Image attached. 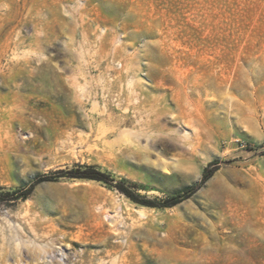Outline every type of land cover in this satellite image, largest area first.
Wrapping results in <instances>:
<instances>
[{"label":"rangeland","instance_id":"374dc122","mask_svg":"<svg viewBox=\"0 0 264 264\" xmlns=\"http://www.w3.org/2000/svg\"><path fill=\"white\" fill-rule=\"evenodd\" d=\"M74 2L83 3L86 20L98 24L167 32L177 53L164 61L170 71L179 66L213 81L218 66L248 57L234 100L208 116L202 154L190 164L172 168L181 150L167 142L148 152L149 161L121 159L102 149L95 132L101 116L87 120L70 89L55 83L69 76L61 45H87L69 20ZM34 29L40 33L36 41ZM13 34L23 42L20 60L46 66L30 82L34 96L20 114L0 116V139L19 137L28 147L26 159L0 150V264H42L33 259L55 246L76 255L74 264H264V124L251 122L246 129L239 120L264 103V0H0V44ZM90 110L88 104L85 112ZM74 121L92 147L71 152L61 146L62 132ZM215 160L212 177L201 183ZM79 166L94 167L112 184L135 183L136 193L156 202L196 189L173 207H149L109 183L68 177ZM40 177L50 180L37 183ZM29 187L31 193L19 197ZM24 212L40 229L35 237L20 223ZM111 218L142 224L131 238L133 249H119L120 229Z\"/></svg>","mask_w":264,"mask_h":264},{"label":"bare ground","instance_id":"6f19581e","mask_svg":"<svg viewBox=\"0 0 264 264\" xmlns=\"http://www.w3.org/2000/svg\"><path fill=\"white\" fill-rule=\"evenodd\" d=\"M73 7L69 10V20L78 26L87 45L86 48L61 45L67 55L69 76H58L55 83L70 89L72 100L87 120L94 119L96 114L101 116L95 132L102 149L121 159L138 156L140 161H149L148 152L167 142L181 150L172 168L190 164L195 156L202 154L208 137V116L215 114L226 100H234L232 91L236 89L237 77L246 72L242 63L248 57L238 55L231 66H218L213 81L181 72L179 66L170 71L165 69L164 61L177 53L164 37L167 32L98 24L86 20L87 8L83 3L74 2ZM62 23L65 24L64 19ZM39 35L34 29L35 41ZM17 38L18 34H13L0 44V116L9 119H15L33 98L35 89L30 82L46 66L44 62L37 65L30 59L20 60L17 51L23 42ZM88 104L91 110L86 113ZM239 120L246 129L251 122L264 124V103ZM18 138L7 135L0 139V150L13 151L26 159L28 147ZM61 138V146L71 152L78 146L92 147L88 135L75 121L67 125ZM111 222L116 223L114 218ZM204 222L214 230L210 219L205 218ZM20 223L34 237L40 231L27 212L20 216ZM115 226L120 229L119 249H133L131 238L139 234L142 224L116 223ZM26 251L32 252L30 245ZM33 260L42 264H74L76 255L55 246ZM95 264L116 262L98 260Z\"/></svg>","mask_w":264,"mask_h":264},{"label":"trees","instance_id":"16d2710c","mask_svg":"<svg viewBox=\"0 0 264 264\" xmlns=\"http://www.w3.org/2000/svg\"><path fill=\"white\" fill-rule=\"evenodd\" d=\"M247 147L249 150L253 149L250 144H247ZM260 148H264V142L260 145ZM218 164H219V160H215L204 169L201 183H205L208 179L212 177L216 169L215 168L211 169V167L217 166ZM76 170H77L76 172L69 171L68 177L109 183L112 188L122 193L126 198L130 199L134 203L149 207H158V208L173 207L179 202H181L184 198L188 197V195L192 191H194V189H196L194 187L189 188L181 195L167 198L162 202H156L154 200H147L142 196H140L138 193H136V190L138 189V185L135 183L128 182L126 180H121L119 182H115V184H112L111 182L114 181L113 179L109 178L108 175L98 171L97 169L91 166H84V167L79 166ZM48 180H50L48 177H40L36 180V182L40 183ZM31 191H32V187H29L28 189L24 190L19 197L26 198L31 193Z\"/></svg>","mask_w":264,"mask_h":264}]
</instances>
